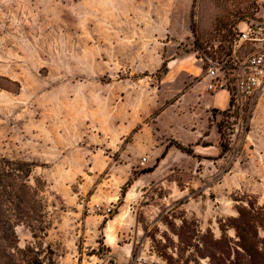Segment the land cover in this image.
Wrapping results in <instances>:
<instances>
[{"label":"rangeland","instance_id":"rangeland-1","mask_svg":"<svg viewBox=\"0 0 264 264\" xmlns=\"http://www.w3.org/2000/svg\"><path fill=\"white\" fill-rule=\"evenodd\" d=\"M245 20H264L263 0H0V157L33 164L41 202L21 247L59 264H250L236 224L264 248V88L216 116L224 157L174 148L141 173L172 136L194 142L196 95L164 108L203 79L208 92Z\"/></svg>","mask_w":264,"mask_h":264},{"label":"trees","instance_id":"trees-1","mask_svg":"<svg viewBox=\"0 0 264 264\" xmlns=\"http://www.w3.org/2000/svg\"><path fill=\"white\" fill-rule=\"evenodd\" d=\"M163 67H165V64ZM233 106V100L230 99L228 109H212L213 120L220 134V158L231 150V140L229 134L227 135L224 131L225 121L216 122L215 118L217 115L226 116L229 119L226 122L230 123V119L235 117L231 113ZM228 128L232 130V127L229 126ZM171 146H175L195 158L201 159L202 157L195 152L192 144H184L178 140L170 139L161 155L157 157L156 163L143 169L141 173L153 172L159 161L165 158ZM32 167L33 164L26 161L0 157V264H20L16 256H19L25 264H59L50 245L46 247L41 244L37 246L27 245L25 247L19 245L16 226L20 222L27 223L26 221H29L28 219L37 212V208L41 203L37 197L39 181L36 179V187L29 183ZM137 178L138 175L126 183L122 188V195L126 194L128 187ZM115 212L117 213V211ZM237 221L236 230L242 241L241 247L249 257L250 264H264V262L260 261V258H264V248L256 247L254 241L257 236L253 235L251 239H248L243 234V231L245 232L246 230L247 222L242 216ZM241 222L244 224L241 225Z\"/></svg>","mask_w":264,"mask_h":264},{"label":"built area","instance_id":"built-area-1","mask_svg":"<svg viewBox=\"0 0 264 264\" xmlns=\"http://www.w3.org/2000/svg\"><path fill=\"white\" fill-rule=\"evenodd\" d=\"M236 31L229 60L210 59L205 87L212 93L227 90L242 108L239 98H250L264 88V20L242 21ZM96 209L104 215L113 211L100 203Z\"/></svg>","mask_w":264,"mask_h":264},{"label":"crops","instance_id":"crops-1","mask_svg":"<svg viewBox=\"0 0 264 264\" xmlns=\"http://www.w3.org/2000/svg\"><path fill=\"white\" fill-rule=\"evenodd\" d=\"M263 2H264V0H263ZM203 80L200 81V83L198 85L201 86V84H203ZM198 85L197 84L189 85V87L186 90V92L183 93L180 97H178V98L170 101L166 105V107L164 108V110L167 109V108H169V107H174L176 105H179L186 96H189V98H190V94L191 93L192 94L194 93L196 95V102H194L195 103L194 110H192V111L190 110V112H194V114L198 115V112L197 111L200 110V109H203L204 110L203 111L204 118H202L203 116H199L198 115V117H197L198 119L196 120V123L194 122V120H192L193 121L192 122L193 126H196L197 125L195 129H193V127L192 128L191 127H188V125H187V128L191 132H193L195 134V140H194V142L193 143H184L182 140H180L178 138H175L174 136H172L171 139L178 140V141H180V142H182L184 144H192L193 147H194V149H195V152L197 154H199V155L202 156L201 159H198L197 158L198 162L200 163V162H202L203 159H206V158H208L210 160H217V159L220 158L219 157V155L221 153L220 134H219V131H218L216 125L214 124L215 122L213 120L212 109L219 107V104H224V107H228L229 106V103H230V94L228 93L227 90H218V91H216L214 93L208 91V92H202L200 94L198 92V90H197ZM223 96H224V100H223ZM210 117L212 118L211 121H210ZM211 122L214 124L215 127H213V126L212 127H209V124ZM205 129H209L210 131L207 132V131H205ZM202 138H208V139H210V142L208 144L199 143V142L202 141ZM200 146H201V148L203 150H199L198 149V147H200ZM216 147H218V149H220L219 154H217L216 157H212V156H215L216 155L215 152H207L206 150H204V149H207V148H216ZM164 148H165V146H164ZM164 148H163V150H164ZM174 148L177 149L176 151H179L183 155L190 156V155L182 152L181 150H179L175 146H171L169 148V150L167 152V155H169L173 151ZM158 149H161V147L158 148ZM167 155L165 157H167ZM206 155H208V156H206ZM209 155H212V156H209ZM190 157H193V156H190ZM193 158H195V157H193ZM147 160H148V158H147Z\"/></svg>","mask_w":264,"mask_h":264}]
</instances>
